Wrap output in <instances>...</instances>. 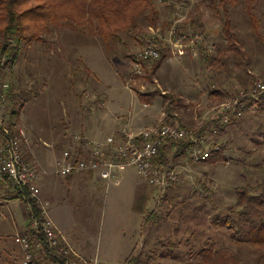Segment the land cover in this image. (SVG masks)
Returning <instances> with one entry per match:
<instances>
[{"label": "rangeland", "instance_id": "1", "mask_svg": "<svg viewBox=\"0 0 264 264\" xmlns=\"http://www.w3.org/2000/svg\"><path fill=\"white\" fill-rule=\"evenodd\" d=\"M210 3L181 0L182 15L187 16L183 28L190 33L202 30L209 55L220 60L219 51L227 48L220 40L223 23ZM255 8L264 35V0H257ZM158 9L157 25L140 18L138 30L122 34L110 47L101 38L67 29L50 33L46 42L24 47L13 70L0 72L4 111L11 112L17 101L23 102L18 95L26 92L18 126L32 148L63 153L77 134L96 140L119 138L126 124L135 133L161 122L181 125L177 119L189 123L183 126H194L207 122L213 109L238 91L264 80V41L251 24L245 1L232 9L245 57L226 58L225 65L213 63V67L201 50L196 57L184 58L168 52L153 74L154 84L145 77L132 78L134 56L149 44L150 29H169L172 10L159 3ZM9 92L15 101L8 98ZM141 92L151 94L152 103L143 102ZM245 117L239 124H230L225 137L215 138L225 149L228 163H192L188 156L171 161L169 167L180 172V179L165 192L136 173L143 183H136L139 195L133 206L131 188L127 183L115 186L117 179L107 183L93 172H85L91 176L79 180L61 178L55 196L64 205L53 208V215L68 226L65 232L74 249L88 259L97 258L99 264H133L137 257L142 264H192L198 260L196 253L214 239L219 247L236 250L242 264H264V249L234 245L227 229L212 226L233 209L237 187L254 186L264 178L256 167L264 159V148L253 142L264 140V111L252 109ZM169 246L171 257L166 259L163 254Z\"/></svg>", "mask_w": 264, "mask_h": 264}, {"label": "built area", "instance_id": "2", "mask_svg": "<svg viewBox=\"0 0 264 264\" xmlns=\"http://www.w3.org/2000/svg\"><path fill=\"white\" fill-rule=\"evenodd\" d=\"M171 1L162 0L165 3ZM182 11L177 5L175 21L166 34L151 28L149 44L134 56L132 78L144 75L147 65L161 58L162 52L156 44L159 41L174 58L198 56L201 45L206 44L205 34L202 30L185 31L183 23L187 16H183ZM263 95L262 82L248 90H240L215 107L207 122L194 126L161 122L135 133L126 124L119 138L109 136L105 140L77 134L57 160V173L67 178L78 172H93L111 183L118 173L134 168L143 180L165 192L180 179L177 169L165 166L159 160L166 145L181 143L192 163L208 161L221 151L222 145L215 139L220 136L221 128L229 126L235 118H243L252 109L256 110ZM208 122L210 125L205 127ZM25 143H28L26 132L20 126L8 127L0 118V183L10 180L29 194L23 198L30 209L29 228L26 233L16 236V242L24 250L22 264H99L97 258L88 259L79 254L54 223L50 214L51 203L42 196L38 184L40 175L47 172L27 160ZM28 200L40 206V217L35 216L33 205Z\"/></svg>", "mask_w": 264, "mask_h": 264}, {"label": "trees", "instance_id": "3", "mask_svg": "<svg viewBox=\"0 0 264 264\" xmlns=\"http://www.w3.org/2000/svg\"><path fill=\"white\" fill-rule=\"evenodd\" d=\"M180 1L172 0L165 3L162 0H0V72L6 68L10 71L15 68L21 59L24 47L28 48L35 42H46L47 35L53 32H62L65 29L79 34H87L91 38H101L107 47H110L111 42L120 40L122 34L138 30L140 18L157 25L160 20L158 3L166 5L172 10L173 15L170 13L172 17L168 25L170 27L175 21L176 7L180 5ZM242 1H245L246 11L257 36L264 41V35L260 29L261 22L254 13L257 0H211V9L223 23L220 40L227 46L226 50L219 51L222 58L218 60L219 56L215 59L211 58L208 48L201 45L205 61L211 63L213 67L214 64L217 67L225 65L223 60L226 58L238 61L240 57H245L243 44L235 32L232 19V9L238 8ZM159 30L163 34L167 33V31ZM160 42L156 44L162 52L161 58L154 63L152 70L146 67L145 76L137 75L136 79L145 77L151 84H154L153 74L168 57V51L162 48ZM215 60L216 62H213ZM260 82L264 83V80H256L252 86L245 89L248 90ZM0 92L2 93L3 89ZM24 93L26 92L23 91L18 95L20 99H23V102L17 101L14 104L11 119L5 121L10 128L19 125L20 113L27 102ZM8 98L15 101L13 92H9ZM140 98L143 102L152 103L151 94L141 92ZM174 100L177 101L173 98L172 101ZM256 111H264V95L261 103L256 106ZM243 118H235L231 124H239ZM180 121L182 122V120ZM208 125L210 122L206 123L205 127ZM227 127L221 128V133H225ZM253 142L257 148H264V140ZM224 150L222 147L219 153L213 155L205 163H228ZM172 153L173 156H171ZM181 157H187L186 148L181 143H172L164 147L159 160L163 165L169 166L171 161L177 162ZM256 167L264 173V159ZM18 189L22 199L29 196L25 189ZM236 193V204L232 207L231 212L215 219L212 226L218 230L227 229L234 245L249 244L255 249L263 250L264 178L254 186L237 187ZM29 203L33 205L35 216L40 217V206L32 201ZM196 257L198 260L192 264H242V258L236 250L230 247H219L214 239L208 240L207 244L196 253Z\"/></svg>", "mask_w": 264, "mask_h": 264}, {"label": "crops", "instance_id": "4", "mask_svg": "<svg viewBox=\"0 0 264 264\" xmlns=\"http://www.w3.org/2000/svg\"><path fill=\"white\" fill-rule=\"evenodd\" d=\"M0 117H4L5 120L8 119L7 121H9L12 117L11 112L4 111V107L0 106ZM245 118L246 117H244L242 121H244ZM177 120L182 125L181 121L179 119ZM184 122L185 124H189V123H186L187 121H184ZM132 125H135V124H132ZM228 129L229 127H227V130H226L227 132H228ZM135 130H138V128H136ZM227 132L220 134L222 138L223 136L224 137L226 136ZM24 151H25V156L28 161H30L33 165L40 168L41 170H45L47 172V174L42 173L38 180V184L40 186L42 196L46 200L50 201L52 205H55L51 207V210H50L51 217L54 223L56 224V226L65 235L68 242L74 248L73 243H72V238L69 236V234H66L65 232L67 231L68 226L65 227V224L62 221L59 222V220L56 219L53 215L54 214L53 208H56V207L59 208L64 205L62 201L57 200L55 196V190L61 178L72 180L75 177H77V180H79L82 177L91 176V175H87L85 172H78V173L72 174L69 178L60 176L57 173V170H58L57 160L61 156L62 152L59 153L56 151L55 152L56 154H52L50 151H47L46 153L39 152L36 147L32 148L30 143L24 144ZM134 171L130 170L125 173L121 172L122 173L121 176L120 177L118 176L116 178L117 180H115L114 182V185L118 187L122 186L124 183L128 184V187L131 188L130 191L132 192L131 194L132 206H133L134 198L136 200V198L139 195V193L136 191L138 188L136 183L138 185L143 183V180L140 179L141 177L139 178L137 176L138 174L137 171L136 172ZM135 177H137V181L135 180L136 179ZM19 194H20V190L13 184L12 181L7 180L5 182L0 183V264H20V261L21 262L23 261L24 250L22 246L16 242V236L18 234H24L28 231L30 209H29L28 203L24 199H22ZM168 248L169 249L167 250V252L163 254L164 258L166 259L171 257V253L168 252L169 250H171V248L170 246ZM130 253L131 252L129 250L128 253H126L125 255L126 257L123 259V261L127 259ZM132 263L142 264L138 262V257L132 260Z\"/></svg>", "mask_w": 264, "mask_h": 264}]
</instances>
